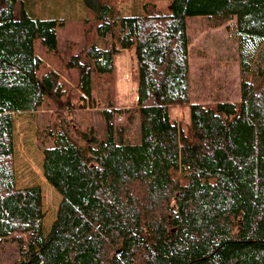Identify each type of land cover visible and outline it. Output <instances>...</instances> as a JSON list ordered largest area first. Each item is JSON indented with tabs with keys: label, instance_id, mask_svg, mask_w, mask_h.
Instances as JSON below:
<instances>
[{
	"label": "trees",
	"instance_id": "1",
	"mask_svg": "<svg viewBox=\"0 0 264 264\" xmlns=\"http://www.w3.org/2000/svg\"><path fill=\"white\" fill-rule=\"evenodd\" d=\"M34 2L0 0V264H264V0H171L170 11L143 0L131 15L80 0L102 43L67 51L74 85L56 69L38 75L36 39L49 52L74 41ZM195 15L235 16L238 101H192ZM131 47L138 97L120 107L103 82ZM43 105V175L61 197L47 231L41 186L19 187L15 168L14 114ZM173 105L189 106L186 128Z\"/></svg>",
	"mask_w": 264,
	"mask_h": 264
},
{
	"label": "rangeland",
	"instance_id": "2",
	"mask_svg": "<svg viewBox=\"0 0 264 264\" xmlns=\"http://www.w3.org/2000/svg\"><path fill=\"white\" fill-rule=\"evenodd\" d=\"M51 1V0H49ZM165 11L171 10V0H151ZM47 5L46 0H35L38 17H62L64 24L58 25V35L61 39L68 38L73 46H60L57 51L49 52L40 39H36L35 50L42 58L43 64L38 70L41 77L47 68L59 70L63 79L74 83L78 72L67 65L68 50L76 52L87 43L101 44L97 35V19L89 15L80 0H54ZM143 0H117L122 12L126 15L141 10ZM235 16L222 18L218 15H195L189 18L188 32L191 36L190 69L191 98L193 102H213L217 99H240V79L237 40L235 37ZM116 37L120 30L115 27ZM116 77L113 85L103 82L104 93L111 95L120 107H133L138 97V68L135 47L126 48L115 55ZM112 86V90L109 89ZM76 87V85H75ZM77 89V87H76ZM102 89V88H101ZM109 91H112L110 94ZM97 93L100 90L96 91ZM91 111L93 110L90 108ZM43 105L35 111L16 112L14 114L15 133V168L19 187L40 185L43 192V206L46 211L45 228L49 229L55 217L56 209L61 199L60 195L43 175V151L40 132L45 125L51 110ZM86 111H77L73 117L77 121L86 119ZM172 117L180 121L186 128L190 120L188 105H173ZM101 118L96 114L95 122L99 125ZM139 123L134 120L131 129V140L139 141ZM11 248V247H10ZM8 249V258H13ZM15 253V252H14ZM3 259L2 264H7Z\"/></svg>",
	"mask_w": 264,
	"mask_h": 264
},
{
	"label": "water",
	"instance_id": "3",
	"mask_svg": "<svg viewBox=\"0 0 264 264\" xmlns=\"http://www.w3.org/2000/svg\"><path fill=\"white\" fill-rule=\"evenodd\" d=\"M117 254H120L121 253V248H118L117 251H116Z\"/></svg>",
	"mask_w": 264,
	"mask_h": 264
}]
</instances>
